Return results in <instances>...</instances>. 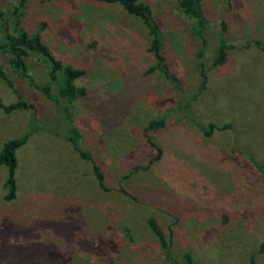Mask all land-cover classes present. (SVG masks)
Segmentation results:
<instances>
[{"label": "rangeland", "instance_id": "374dc122", "mask_svg": "<svg viewBox=\"0 0 264 264\" xmlns=\"http://www.w3.org/2000/svg\"><path fill=\"white\" fill-rule=\"evenodd\" d=\"M18 1L0 0V43L14 29L39 33L58 61L83 71L75 84L84 96L69 104L46 99L0 54L16 90L0 79V105L33 106L0 107V149L27 136L14 154L11 201H4L7 169L0 165V252H12L16 264H183L184 252L194 264H264V177L251 161L264 165V51L252 43L264 44V0H202L208 25L201 39L177 0H141L159 24L176 89L147 72L146 30L118 5ZM221 21L230 50L211 69ZM25 63L41 87L46 70L34 56ZM160 118L164 127L148 137L159 159L124 177L153 156L142 130ZM69 127L77 149L100 167L106 192L65 141ZM148 217L164 230L169 259Z\"/></svg>", "mask_w": 264, "mask_h": 264}, {"label": "trees", "instance_id": "16d2710c", "mask_svg": "<svg viewBox=\"0 0 264 264\" xmlns=\"http://www.w3.org/2000/svg\"><path fill=\"white\" fill-rule=\"evenodd\" d=\"M40 2H48L50 0H39ZM100 4H115L118 5L126 14L133 16L141 21V24L146 30L148 37L147 52L153 60V65L148 68V73L161 74L171 85L176 89L178 88V80L171 71L166 58L164 57V43L161 36L159 24L154 19L149 7L141 0H87ZM22 0L18 1V5L22 4ZM177 8L186 16L192 23L193 30L196 32L198 38L201 37L206 30L208 21L202 0H177ZM226 32L225 24L220 22V36L216 40L215 55L211 61V69L221 68L226 60L230 47L224 42L223 37ZM202 38V37H201ZM200 38V39H201ZM256 49L264 51V44L260 46L256 41L252 42ZM248 44V43H247ZM247 46V45H246ZM0 54L8 57V65L20 77L26 78L32 88L38 90L46 99H55L63 103H71L75 99L84 96V89L77 87L75 82L83 76V71L69 65H65L58 61L50 52L48 47L42 42L39 33H28L23 30H13V33H6L3 41L0 43ZM34 56L40 65L46 70V81L41 87L34 86L33 82L29 80L27 75V66L25 61ZM200 83L199 89H203L206 83V71L200 65ZM0 79L6 84L11 91L16 94V90L12 88L11 83L6 78L2 68L0 67ZM52 100V101H53ZM56 102V101H55ZM57 103V102H56ZM5 112H12L15 110H33V106L24 101L18 100L13 104L1 106ZM62 114L65 122L70 125L71 119L68 110L63 107ZM164 127L163 119H156L147 122L142 132L143 137L146 139L147 145L153 152V156L148 160L145 166L132 167L124 177H128L140 170H145L153 162L157 161L160 157L159 148L149 140V134H152ZM208 129L213 130L214 126L209 125ZM203 131V130H202ZM67 141L77 157L86 163L90 164L91 174L95 180V184L100 191L106 192L108 189L104 187L103 175L100 167L88 151L83 152L77 149V132L69 127L67 129ZM27 136H22L19 139L8 140L4 142L0 149V165L6 167V179L4 188L6 190L4 201H11L15 198L16 185H15V168L16 159L15 151L25 144ZM252 164L257 171L264 177V165L255 163L252 159ZM116 192L122 196L127 197L129 200L136 201V198L123 189L121 186L116 188ZM146 226L156 243L163 252H165L166 259H169V240L166 237L164 230L158 225L157 221L148 217L146 219ZM260 251L264 252V243L260 245ZM12 252H0V264H16L15 259L11 255ZM183 264H194L190 254L184 252L182 254ZM13 262V263H12Z\"/></svg>", "mask_w": 264, "mask_h": 264}]
</instances>
